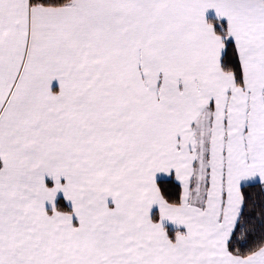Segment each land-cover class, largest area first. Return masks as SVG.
Segmentation results:
<instances>
[{"label":"snow or ice","instance_id":"6c2138e0","mask_svg":"<svg viewBox=\"0 0 264 264\" xmlns=\"http://www.w3.org/2000/svg\"><path fill=\"white\" fill-rule=\"evenodd\" d=\"M0 264H264V0H0Z\"/></svg>","mask_w":264,"mask_h":264}]
</instances>
